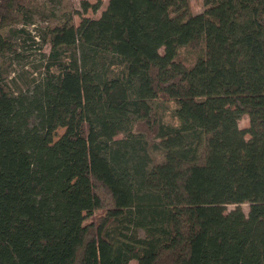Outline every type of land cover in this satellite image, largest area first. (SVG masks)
Masks as SVG:
<instances>
[{"label":"trees","instance_id":"trees-1","mask_svg":"<svg viewBox=\"0 0 264 264\" xmlns=\"http://www.w3.org/2000/svg\"><path fill=\"white\" fill-rule=\"evenodd\" d=\"M200 4L0 0V264H264V0Z\"/></svg>","mask_w":264,"mask_h":264},{"label":"rangeland","instance_id":"rangeland-1","mask_svg":"<svg viewBox=\"0 0 264 264\" xmlns=\"http://www.w3.org/2000/svg\"><path fill=\"white\" fill-rule=\"evenodd\" d=\"M34 3L36 2L40 8L38 10L39 12L33 15L32 23L28 24H20L24 25L32 34L37 33L41 29H43L46 26H51L54 23L58 22L61 18L69 15L72 17V20L74 24H78L81 15L89 16L92 18H96L99 16L101 10L105 7L107 0H102L101 6L97 11H93L91 9H87L86 11H83L81 6V0H33ZM94 1V0H91ZM190 6L192 10L200 9L201 4L200 0H190ZM36 7V6H35ZM19 25V23H17ZM97 41L100 46H105V40L104 36L98 31L95 30ZM35 40H39L40 38L35 37ZM26 51L25 53L28 54V57L25 59L26 66L28 69L31 67H34V65L38 66L41 62L40 57L43 53H46L48 50V44H40V43H34L31 40H28ZM41 47V48H39ZM190 57V50H183V53H186ZM186 55V54H185ZM16 66V65H15ZM246 119L241 118L239 120V126L245 127L246 125ZM63 128H57L54 135L57 137L61 132ZM100 193H102L101 190H99ZM243 210L246 212L248 209L247 204L241 205ZM233 205L229 204L227 205V209L232 208ZM99 213V210L95 212V215ZM136 262L132 260L130 264H135Z\"/></svg>","mask_w":264,"mask_h":264},{"label":"crops","instance_id":"crops-1","mask_svg":"<svg viewBox=\"0 0 264 264\" xmlns=\"http://www.w3.org/2000/svg\"><path fill=\"white\" fill-rule=\"evenodd\" d=\"M242 118L243 119H246V124L245 125L247 126V124H248V117H247V115L242 116Z\"/></svg>","mask_w":264,"mask_h":264}]
</instances>
